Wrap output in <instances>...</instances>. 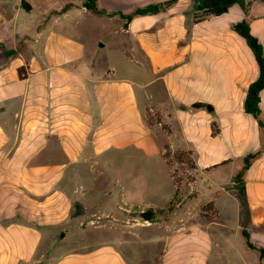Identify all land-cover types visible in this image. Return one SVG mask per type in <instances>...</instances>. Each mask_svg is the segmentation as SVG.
I'll use <instances>...</instances> for the list:
<instances>
[{"label": "crops", "instance_id": "obj_1", "mask_svg": "<svg viewBox=\"0 0 264 264\" xmlns=\"http://www.w3.org/2000/svg\"><path fill=\"white\" fill-rule=\"evenodd\" d=\"M84 3L0 0V264H232L191 220L163 237L121 235L124 209H164L174 198L176 152L195 176L180 179L196 191L192 201L209 190L214 212L246 231V242L227 240V250L240 264L249 252L264 264V0H237L217 15L195 0H97L103 14ZM150 5L160 7L128 21L119 15ZM82 24L87 42L73 37ZM260 79L256 116L247 102ZM148 112L162 122L150 124ZM77 205L111 208L113 235L84 249H47L53 230L84 224ZM154 225L162 224L145 227Z\"/></svg>", "mask_w": 264, "mask_h": 264}, {"label": "rangeland", "instance_id": "obj_2", "mask_svg": "<svg viewBox=\"0 0 264 264\" xmlns=\"http://www.w3.org/2000/svg\"><path fill=\"white\" fill-rule=\"evenodd\" d=\"M206 3L199 1L196 5L197 8L204 10V14H209L206 8ZM85 23V22H84ZM84 24H82V27L80 28H73V37L75 40L79 41H89L90 37L88 35H85L84 31ZM100 26V25H99ZM97 26L94 28V35L101 36L102 31L101 28ZM108 41V38L105 40ZM104 43V42H101ZM121 46L128 47L130 50L134 51L135 46L132 43L131 40L128 38L122 37L121 41L119 42ZM111 50L105 49V52H110ZM115 55L117 56L118 61L121 62L122 57L119 52H115ZM165 127V126H164ZM166 128V127H165ZM168 129V128H167ZM170 156H173V159L177 161V165H174L173 168H177L176 172V182L181 187L178 196H176L172 208L176 207L177 203L179 201H183V205L177 210V212H171L167 211V205L164 206V209L162 211L158 210L157 208H151V207H143V206H133L124 209V211L121 214V220L122 224V233L121 235L123 237H163L164 235H169L176 231V226L178 223H181L185 220H191L195 223H200L202 225V231L205 232L206 236H210L213 239V253L216 256H222L223 262H224V254L227 252L230 257L229 260L232 262V264H240V261L237 260L236 251H228L227 249L231 248L232 245H225V241L230 240V242H234L235 239H243L244 242H246V231L244 229L239 228L238 226H234L233 219H231V216H228L229 220H227L225 217H222L220 215H217L214 210L204 209V207L209 203L208 200H205V196L210 193L209 190L204 189L201 192V196L198 198L196 197L195 201H192V197H195L196 191H194L193 188L190 186L185 187L182 185L181 180L185 181H193L194 175L190 172V165L188 161L186 162L185 158L186 155H183L182 153L176 152V153H170ZM168 157V156H167ZM181 169V172L183 171L182 177L177 174L178 170ZM190 172V173H189ZM187 182V183H188ZM106 191H111L110 184L106 183L105 186ZM166 192V194H165ZM171 190L170 188L167 189V191L161 192L162 200L161 202L164 203L165 196H168L170 194ZM187 193L189 196V199L184 197V194ZM165 194V195H164ZM190 200V201H189ZM160 202V203H161ZM78 206V210L76 214L79 216L81 221L84 222L83 225H79V229L74 228L72 231L71 229L67 230L65 227H58L56 230H53L52 239L49 240L48 245H46L47 249H53L57 248L59 252L64 253L66 251L75 250V249H81V248H88L89 246L92 247L94 242L102 237H111L113 235L112 229H110L113 220V213L110 210H106L104 213H86L82 212V208L80 205ZM150 214L152 215L151 220H146L144 218V215ZM97 219L98 225L101 224L105 225V231H100L102 229H96L100 227H94L93 223H91V220ZM150 222H157L158 224L162 225H154L153 228H146L145 226L147 224H150ZM81 226V227H80ZM93 226V227H92ZM109 228H108V227ZM161 226V227H158ZM78 227V225H77ZM81 228V229H80ZM99 230V231H98ZM76 237L77 240L74 239L73 242H71L72 237ZM101 236V237H100ZM83 240V244L81 242ZM92 244H88V243ZM228 242V241H227ZM235 245H233L234 247ZM250 246V245H249ZM237 247H241L248 251L247 244H238ZM45 246L42 247L44 249ZM135 249H140L141 251H148L152 254H159L162 251V248L157 245H135ZM246 255V259L248 261V264H252L255 260V257L253 256L252 252H249ZM153 264H158V260H156V257L154 258ZM255 264V263H253Z\"/></svg>", "mask_w": 264, "mask_h": 264}, {"label": "trees", "instance_id": "obj_3", "mask_svg": "<svg viewBox=\"0 0 264 264\" xmlns=\"http://www.w3.org/2000/svg\"><path fill=\"white\" fill-rule=\"evenodd\" d=\"M197 3L199 1H202V2H205L206 3V9L207 11L209 12V14H214V15H217V14H221L225 11H227L229 9V7L235 3L237 0H195ZM73 4H66L64 6V8H62L61 12H64L65 10L69 9L70 7H72ZM84 6L94 12V13H97V14H103L105 13L104 11L102 10H98L97 8V0H85V3H84ZM160 5H150L146 8H142V9H137L135 10L133 13L131 14H128V15H122L121 13H119V15L125 19V20H130L134 15H139V14H146V13H150V12H153V11H156L157 9H159ZM116 13H113V14H108L109 16H112V15H115ZM248 40H249V43L250 45L259 53L260 51V47L258 46V44L254 41V39L251 37V36H247ZM0 51H3V52H6L4 47L2 45H0ZM19 73H20V76L21 77H26L27 76V66H24L22 68L19 69ZM263 84V80L260 79L258 81V83H256L249 91V96H248V102H247V108L248 110L253 113L254 115L258 116V112L259 110L255 107V102H256V98H257V91L258 89L262 86ZM147 120L150 124H158V123H161L162 122V119H161V116L158 112H148L147 113ZM262 127L264 128V123L262 124ZM165 157H167V155H165ZM251 158V156H250ZM176 185L177 182L175 181ZM179 188V186H178ZM178 188L176 189V193H175V196L174 198L171 199V201L168 203L167 205V208L168 210L167 211H172L173 208H172V204L175 200V197L177 196V193H178ZM163 208H159L158 210L162 211ZM204 209H209V210H212L213 209V204L210 203V204H207ZM152 215L150 214H146L144 215V218L146 220H151L152 219Z\"/></svg>", "mask_w": 264, "mask_h": 264}]
</instances>
